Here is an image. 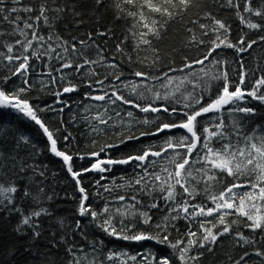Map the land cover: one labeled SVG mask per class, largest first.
Returning a JSON list of instances; mask_svg holds the SVG:
<instances>
[{"label": "snow or ice", "instance_id": "snow-or-ice-1", "mask_svg": "<svg viewBox=\"0 0 264 264\" xmlns=\"http://www.w3.org/2000/svg\"><path fill=\"white\" fill-rule=\"evenodd\" d=\"M11 2L14 5L21 4V0H11ZM95 3L99 5L102 0H95ZM121 4L129 5L131 9L135 10L126 11L121 7ZM227 6L239 9V5L234 4L233 0H227ZM116 7L121 13H125L134 19L132 25V35L135 39L133 51L138 52L141 50V46H147L152 52L151 58L146 56L141 59L138 56V62L145 64L151 59L148 66L156 69L161 57L160 50L155 46L154 41L163 40L169 23L177 19L183 21L184 14L194 7L200 8V3L199 0H120ZM66 10L71 11L73 16L80 15L79 12L75 11L74 5L58 4L57 0H40L37 6H14L11 8L5 7V0H0V18L16 25L12 30V35L19 34L23 37V39L15 40V45L20 46V54H13L15 45L11 43L4 45L7 54L0 52V58L7 60L10 65H14L9 69L11 76L4 77V80L7 81L11 77L19 76L24 78L23 84L25 85V87L18 88L14 93H7L0 89V107L16 110V112L23 114L24 117L33 121L42 129L49 143L48 150L55 157L62 159L67 172L71 175L78 191L81 193L77 209L78 215L81 217L90 216L92 222H95L96 226L109 237L137 242L155 240L158 244L166 245L177 254L176 258L179 260V264L197 262L200 256L204 254L201 251L197 255H190L189 253L193 248L212 252L213 246L221 237L232 234L234 225L242 224L243 227L254 233L258 230H264V127L257 125L250 131H245L241 120L233 119L229 131V125L225 124L219 116H214L210 117V120L218 122L204 124L201 131L199 119L210 113L219 114L225 109L230 114L241 113L245 117H251L255 114L256 109L241 106L240 103L246 98H251V100L264 105V69H260L261 74L258 77L253 73L254 78L249 83V70L246 68L242 56L258 41H249L244 35H241L237 41L233 42L229 39V26L224 21L212 16L211 12L204 11L203 17L211 20V25L199 23V28L202 30L201 35L206 37L211 32L214 34V38L207 41L209 47L201 58L195 60H187L186 58V62L179 71L184 72L185 69H192L194 64L203 66L206 61L213 68L218 67V71L213 72L211 69L206 71L204 67H201L199 75L188 72L182 77H173L169 76L168 72H176L177 69L172 67H169L168 72L159 75L137 70L132 75L140 78L139 83L121 81L122 72L109 73L113 80L120 81L124 88H130V94L135 95L139 100L146 98L145 92L150 93L152 102L143 105L128 99L122 91L115 87H112L111 92L104 90L103 85L105 80L108 79L107 75L104 79H96L95 85L101 86L99 89L101 94L85 93L86 99L113 106L119 102L121 105H129L138 109L141 113L156 114L152 118L145 116L143 119H137L132 111H127L126 116L131 118V123L156 125V127L155 131H142L139 136L129 135L122 139L121 143L126 140H139L141 137L156 136L172 129H183L186 135L168 136L159 146L150 144L142 152L121 159H99L105 148L117 146L105 145L101 147L100 152L93 151L88 154L96 158L90 164V167L83 168L81 171H74L71 163L73 156L58 149L54 133L38 117L37 110L30 105L29 101L22 98V94L32 86L27 78L28 73L33 69L30 61L33 58L40 60L42 57H47L50 60L55 59L59 62L58 66L45 65L48 68L45 74L51 77L52 84L57 83L53 71L59 74L60 80H68L69 75L83 76L82 70L85 66H89L88 76L97 75L95 70L91 68L92 65H103L110 69H117L119 66L116 63L108 62L103 55V50H98L97 59L89 58L88 50L92 47L89 44V41L92 40L91 33L88 34V40L77 39L74 36L72 42L64 40L56 33V26L58 22L64 19ZM21 11L35 13L34 16L29 15L26 19H23V27L18 24L22 20V17L18 15ZM243 12L264 20V3L259 8H253L252 0H245ZM13 13H17L14 18L11 15ZM236 15L240 23L248 29L264 31V24L247 20L239 10H237ZM190 22L197 23L196 20ZM42 29L48 30L47 36L41 34ZM187 31L192 33L193 29L189 28ZM98 34L100 36L108 35L107 32H99ZM0 35H3V33H0ZM258 39L264 42V36H260ZM190 41H195L198 44L206 43L205 40L200 39L195 34L191 35ZM34 44L36 47H34ZM77 44L81 47L78 48ZM123 44L124 41L116 44L117 54L125 55ZM220 48L233 49L237 54L238 68L233 69L235 78L227 70V66L231 62L214 57V53ZM128 60L132 62L130 54ZM64 70L72 71L66 74ZM147 81H162L160 87L169 90L162 94L159 90L149 87ZM173 84H175V88L170 89ZM186 84H190L193 89L201 90L200 94L194 95L192 91L182 92L181 88ZM87 86L94 88L91 82H88ZM213 88L215 89L214 98H210L209 102L204 103L205 94L210 93ZM76 91H78V86L68 80V83L62 87V91L55 92L54 95L60 97L63 94ZM177 93H179V97ZM160 100L169 102L171 106L167 104L157 106L156 102ZM176 105L181 106L178 108ZM65 106L67 105L65 104ZM39 110L55 111L56 109L48 106L47 109ZM109 110L105 107L104 111L97 112L91 119L98 121L99 124L107 125L112 119L111 116L105 119ZM59 111L62 112L63 108ZM116 116H120L119 111H116ZM173 116H178L179 121L169 122L168 118ZM84 119L87 120L88 117L85 116ZM131 123L128 124L129 130ZM64 139L67 141L69 136H65ZM29 144H31V141L24 135L19 136L16 140V148ZM32 147L35 148V145H32ZM83 158L82 156L81 159ZM17 162L18 156L0 150V163H4L5 166L11 164L15 168ZM130 163H134L135 167L140 169V172L136 173L127 183V187L130 189L138 186L135 188L137 194L127 198L124 195H119L113 199L121 202L128 199L135 203L112 209L109 203L106 202L99 212L86 204L89 196L86 189L81 186L79 177L88 172L105 173L111 171L110 166L128 165ZM28 167L32 166L21 162L19 171L24 172ZM33 171H37V169L33 168ZM39 175L43 176L44 173L39 172ZM228 178H231L232 182L216 191L217 185L225 184ZM100 179L103 180L105 177L101 176ZM96 184L103 187L104 192L111 193L113 191L112 188L100 185L99 180L96 181ZM117 187H124V185H118ZM17 192L18 187L16 185L4 186L0 184V209L8 213L12 211L20 212V209L14 205L11 195ZM43 194L44 189L42 187L38 189L35 195L27 187L23 190V197H30L37 204L43 199ZM96 195L100 196L102 194L96 193ZM139 196L150 198L151 202L147 205L149 209H158L160 207L158 201L160 200L167 205V214L162 217L161 221L153 225V218L149 212L137 207L143 205V202L138 198ZM199 196H204L211 206L195 203ZM47 199L51 200L52 197L48 196ZM48 214V210L42 207L33 209L27 214L21 213V219L14 231L17 234H23L25 227L31 228L33 239H36L41 235L40 231L37 230L39 229V223L36 220ZM117 216L121 218L119 227L115 222ZM230 216H234L235 219L229 221ZM209 217L213 219H206ZM180 219L189 222L188 230L182 237L173 242L168 234L161 235V233H167L169 227L173 226V222ZM126 220L130 222L125 223ZM193 221L199 224V231L192 230ZM136 223L154 226L157 231L154 235L142 231L130 234ZM80 227V221H77L76 228L79 229ZM235 242L244 247L254 244L255 240L236 231ZM101 243L103 242L101 241ZM95 250V247H93V251ZM81 251L83 250L81 249ZM69 252L74 257L73 260L69 261V264H82V260H87L86 255L82 259H75L72 245H69ZM254 254L264 261V251L256 249ZM138 255L140 254L130 255L127 252L109 251L103 259H93L88 264H105V261L110 262V264H128V261L133 262V264H141V261H143V264H171V259L167 256L159 259L154 255L151 258L141 256V260L138 261ZM247 256H249V253L246 251L235 264H247Z\"/></svg>", "mask_w": 264, "mask_h": 264}, {"label": "trees", "instance_id": "trees-1", "mask_svg": "<svg viewBox=\"0 0 264 264\" xmlns=\"http://www.w3.org/2000/svg\"><path fill=\"white\" fill-rule=\"evenodd\" d=\"M39 3L40 0H21L20 5H14L11 0H5V7L37 6ZM57 3H66L69 6L74 5L75 11L79 12L80 15L73 16L71 11L66 10L64 19L58 22L56 26V33L69 42H72V37L74 36L77 39L88 40V34L91 33L92 40L89 41V44L92 47L88 50L89 58L97 59L98 50H103V55L107 58V61L116 63L119 66L117 69H110L103 65H92L91 68L97 73L96 76H88L89 66H85L82 70L83 76L74 74L68 76V80L78 86V91L57 97L54 93L62 91V87L68 83V80H60L59 74L53 71V76L56 77L57 83L52 84L51 77L45 74L48 71L45 65L58 66L59 62L55 59L50 60L47 57H42L40 60L33 58L30 61L33 69L30 70L27 78L32 86L22 94V98L29 101L30 105L37 110L38 117L54 133L58 149L73 156L71 163L74 171H81L83 168L90 167V164L96 158L88 154L93 151L100 152L101 147L105 145L117 146L105 148L99 159H121L142 152L150 144L159 146L168 136L178 137L186 135L183 129H172L156 136H146L141 137L139 140H126L121 143L120 141L129 135L135 134L139 136L140 132L155 131L156 127V125L131 123V118L126 116L127 111H132L137 119H143L145 116L152 118L156 114L141 113L138 109L129 105H121L119 102L113 106L106 105L103 102L92 101L85 98V93L101 94L99 91L101 86L95 85V80L104 79L107 75L108 79L105 80L103 85L104 90L111 92L112 87H115L122 91L128 99L143 105L152 102L150 93L145 92L146 98L139 100L135 95L130 94V88H124L123 84L120 81L113 80L109 73L122 72L121 81L139 83L140 78L132 75L137 70L159 75L163 72H168L169 67H172L177 69L176 72H168L169 76L173 77H182L188 72H194L199 75L201 67H204L206 71L209 69L213 72L218 71V67L213 68L208 61L203 66L194 64L192 69H185L184 72L179 71L186 62V58L187 60L201 58L209 47L207 41L214 38V34L211 32L206 37L201 35L202 30L199 28V23L211 25V20L203 17L204 11L211 12L212 16L224 21L229 26V39L233 42L237 41L241 35H244L249 41H258L248 52L242 54L245 66L249 70V83L254 78L253 73L258 77L261 74L260 69H264V42L258 39L260 36H264V31L248 29L244 24L240 23L236 12L239 10L247 20L253 22L264 24V20L243 12L245 0H233L234 4L239 5V9L227 6V0H199L200 8L194 7L187 11L184 14L183 21L177 19L170 22L165 30L164 39L154 41L155 46L160 50L159 54L161 57L156 69L148 66L151 63V59L145 64L138 62V56L141 59L146 56L151 58L152 52L147 46H141V50L138 52L133 51L135 39L132 35V25L134 19L117 9L116 5L120 3V0H102L99 5L95 3V0H57ZM262 3H264V0H252V7L259 8ZM121 7L126 11L135 10L125 4H121ZM11 15L14 18L17 13ZM18 15L22 17L18 24L23 27V19H26L29 15L34 16L35 13L21 11ZM118 16L120 17L119 19L117 18ZM191 20H196L197 23L193 24L190 22ZM14 27H16L15 24H10L0 18V33H3V35H0V52L7 54L5 44L11 43L15 45V40L23 39L19 34H11ZM189 28L193 29L192 33L187 31ZM99 32H107L108 35L100 36ZM41 34L47 36L48 30L42 29ZM193 34L205 40L206 43L198 44L195 41H190V37ZM121 41H124L125 55L116 53L115 46ZM34 47H36L35 44ZM77 47L81 46L77 44ZM20 51V46L15 45L13 54L18 55ZM129 54L132 56V62L128 60ZM214 57L230 61L231 63L227 66V70L235 78L233 69L238 68V58L235 51L233 49L220 48L216 50ZM12 67L14 65H10L7 60L0 58V89L7 93H14L18 88L25 87L23 77L16 76L11 77L7 81L4 80V77L11 76L9 69ZM64 71L67 74L72 70ZM88 82L93 83L94 88H89L87 86ZM161 82L147 81L146 83L149 87H153L163 94L169 89L161 88ZM174 88L175 84L170 86V89ZM181 91H192L194 95H199L201 92L199 89H193L190 84L184 85ZM214 95L215 89L213 88L210 93L205 94L204 103L209 102V99L214 98ZM177 96L179 97V93H177ZM240 103L241 106L254 107L256 109L255 114L251 117H245L241 113L230 114L227 109L219 114L210 113L199 118L200 130L202 131L206 123L218 122L210 120V117L214 116H219L220 119H223L225 124L229 125V131L231 130L230 126L233 119H240L241 123L244 124L245 131H250L257 125L264 127V105L258 101L251 100V98H246ZM161 104L171 106L169 102L163 100L156 102L157 106ZM48 106L56 110H39L47 109ZM180 106L176 105L178 108ZM105 107L110 109L105 119L108 116L112 117L107 125L99 124L98 121L91 119L97 112L104 111ZM61 108H63L62 112L59 111ZM116 111L120 112V116H116ZM85 116L88 117L87 120L84 119ZM168 121L178 122L179 118L178 116H173L168 118ZM129 123H131L130 130L128 127ZM257 130L259 131V129ZM21 135L27 136L31 144L21 145V147L16 148V140ZM65 136H69L67 141L64 139ZM32 145H35V148ZM48 149L47 137L44 136L42 129L38 125L14 109L0 107V150L7 154L18 156L15 168L11 164L5 166L4 163H0V184L4 186L16 185L18 187V192L11 195L14 205L20 209V212L12 211L11 213L0 209V264H69V261L74 259L69 252V245L73 246L75 259H82L85 255L87 256V260H82V264H88L93 259H103L109 251L127 252L130 255L140 254L137 256L138 261L141 260V256H149L151 258L154 255L157 259L167 256L171 259V264H179V260L176 258L177 254L166 245L158 244L155 240L136 242L109 237L96 226L95 222H92L90 216H79L77 209L81 193L78 191L75 181L67 172L62 159L55 157ZM82 156L84 157L83 159H81ZM21 162L32 167L20 172ZM110 167L111 171L105 173L88 172L79 177L81 186L86 189L89 196L86 204L98 212L104 207L106 202L109 203L112 209L125 204L135 203L128 199L121 202L113 198L119 195H124L127 198L137 194L135 188L138 186L130 189L127 187V183L136 173L140 172V169L136 168L134 163ZM33 168L37 169V171H33ZM39 172H43L44 175H39ZM101 176H104L105 179L101 180ZM97 180L100 181V185L112 188L113 191L111 193L104 192L103 187L96 184ZM231 182V178H228L225 184L217 185L216 191L221 190ZM118 185H124V187H117ZM26 187L34 195L39 188L42 187L44 189L43 199L40 200L39 204L35 203L30 197H23V190ZM96 193H101L102 195L97 196ZM48 196H51L52 199H47ZM138 198L143 202V205H138L137 207L149 212L153 218V225L161 221L162 217L167 214V205L162 200L158 201L160 204L158 209H149L147 205L151 202L150 198L147 196H139ZM195 203L211 206L204 196L197 197ZM40 207L47 209L49 213L36 220L39 223V229L37 230L40 231L41 235L33 239V230L28 227L24 228L23 234H17L14 229L21 219V213L27 214L33 209ZM120 219L118 216L115 217L117 227L120 226ZM206 219L213 218L209 217ZM228 219L231 221L235 217L230 216ZM61 221L63 222L62 224ZM77 221H80L81 224L79 229L76 228ZM129 222V220L125 221V223ZM188 224L187 220H177L173 222L172 227H169L167 233H161V235L168 234L170 240L175 242L188 230ZM191 226L193 231H199V224L196 221H193ZM141 231L154 235L157 229L154 226L136 223L130 234ZM236 231L254 238L255 243L241 247L235 242ZM93 247H95V251H93ZM256 249L264 251V230H258L254 233L243 227L242 224L234 225L232 234L221 237L213 246L212 252L193 248L189 253L190 255H197L201 251L204 254L200 256L197 262H190V264H235L246 251L249 253V256L246 257L247 264H264V261L254 254ZM105 264H110V262L105 261ZM128 264H133V262L128 261ZM141 264H143V261H141Z\"/></svg>", "mask_w": 264, "mask_h": 264}, {"label": "water", "instance_id": "water-1", "mask_svg": "<svg viewBox=\"0 0 264 264\" xmlns=\"http://www.w3.org/2000/svg\"><path fill=\"white\" fill-rule=\"evenodd\" d=\"M137 242V241H136Z\"/></svg>", "mask_w": 264, "mask_h": 264}]
</instances>
